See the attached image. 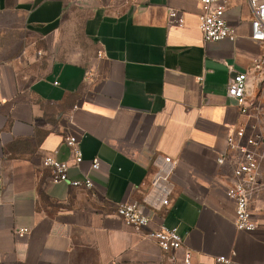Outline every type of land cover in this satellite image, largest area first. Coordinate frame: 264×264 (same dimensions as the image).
<instances>
[{
	"label": "crops",
	"instance_id": "0c3cea01",
	"mask_svg": "<svg viewBox=\"0 0 264 264\" xmlns=\"http://www.w3.org/2000/svg\"><path fill=\"white\" fill-rule=\"evenodd\" d=\"M168 9L182 13V26L168 24ZM199 13L195 0H0V264H183L185 250L190 264L264 263L263 146L253 232L235 229L225 195L241 160L226 137L244 145L240 127L246 137L264 131V90L249 68L264 49L249 37L247 0H227L234 41L204 43ZM238 72L248 73L247 114L227 96ZM67 134L80 140L78 167ZM54 150L70 180L90 176L92 191L49 181L41 160ZM162 157L175 162L169 204L145 211L150 229L183 237L175 263L148 229L115 213L143 203Z\"/></svg>",
	"mask_w": 264,
	"mask_h": 264
},
{
	"label": "built area",
	"instance_id": "2783aa9c",
	"mask_svg": "<svg viewBox=\"0 0 264 264\" xmlns=\"http://www.w3.org/2000/svg\"><path fill=\"white\" fill-rule=\"evenodd\" d=\"M87 0H72L75 4H81ZM108 1L111 3L120 0H95ZM199 3L200 13L198 15V26L204 43L219 42L222 40L234 41L237 37L235 28H232L225 19L227 0H195ZM251 11L250 21V39L264 49V0H247ZM168 24L182 26L184 19L182 13L176 9H168ZM232 71L231 67H228ZM250 70L256 73V79L264 90V54L255 58ZM248 88V73H234L227 85V96L235 100L241 109L242 114H247L248 107L253 105L248 100L246 89ZM262 125L264 127V115L262 116ZM235 136L239 139L245 138V144L237 143L232 135L226 137V143L231 148L236 149L240 156V162L234 167L232 173L234 180L226 187V198L233 203L234 217L233 225L236 230L243 232H253L256 229V223L252 218L249 208L250 198L257 188V178L259 175V165L263 158L255 149L259 146L264 147V131L257 136L246 137L244 127H240ZM79 138L74 134H67L63 139L64 145L69 150L73 161V166L78 167L83 161V155L79 145ZM225 153H220L216 158L217 165H223ZM41 166L48 170V179L53 184L65 183L68 186L92 191L94 183L89 175L82 179L70 180L68 172L70 165L67 161L57 157V151L44 156L41 160ZM157 170L151 180L150 190L143 203H119L116 205L115 213L122 223L136 231L148 229L146 238L150 239L159 247L171 263L177 260V253L183 248V237L177 228H167L159 225L150 229L152 216L145 211L159 210L169 204L172 192L171 177L175 169V162L170 157H162L157 163ZM99 162L97 159L91 163V170H97ZM16 235L19 237L28 233L27 229H18ZM191 252L184 251L183 264H190ZM216 262L230 264L231 261L226 257H218ZM264 264V263H263Z\"/></svg>",
	"mask_w": 264,
	"mask_h": 264
},
{
	"label": "rangeland",
	"instance_id": "374dc122",
	"mask_svg": "<svg viewBox=\"0 0 264 264\" xmlns=\"http://www.w3.org/2000/svg\"><path fill=\"white\" fill-rule=\"evenodd\" d=\"M73 38L77 41H81L77 36H73ZM88 49V48H87ZM91 52L92 50L91 49H88L86 52H85V55H73L75 58V60L77 61H80V62H85L87 60V57H89L88 55H91ZM73 59V60H74Z\"/></svg>",
	"mask_w": 264,
	"mask_h": 264
}]
</instances>
